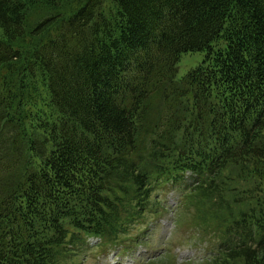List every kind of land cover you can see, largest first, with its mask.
Segmentation results:
<instances>
[{
  "label": "trees",
  "instance_id": "1",
  "mask_svg": "<svg viewBox=\"0 0 264 264\" xmlns=\"http://www.w3.org/2000/svg\"><path fill=\"white\" fill-rule=\"evenodd\" d=\"M166 184L264 264V0H0V264L117 244Z\"/></svg>",
  "mask_w": 264,
  "mask_h": 264
},
{
  "label": "rangeland",
  "instance_id": "2",
  "mask_svg": "<svg viewBox=\"0 0 264 264\" xmlns=\"http://www.w3.org/2000/svg\"><path fill=\"white\" fill-rule=\"evenodd\" d=\"M203 58L204 53L183 55L178 64V78L198 67ZM182 193L179 186H159L153 195L151 213L132 222L128 228L130 238L122 240L125 243H118L100 256L99 248L103 251L105 247L99 246L100 240L89 239L88 246L75 248L72 261L65 264H213L211 260L225 226L201 222L197 225L189 214L182 226H177L175 210Z\"/></svg>",
  "mask_w": 264,
  "mask_h": 264
}]
</instances>
